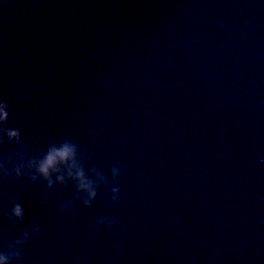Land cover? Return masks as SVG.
Masks as SVG:
<instances>
[{
    "label": "water",
    "instance_id": "95a60500",
    "mask_svg": "<svg viewBox=\"0 0 264 264\" xmlns=\"http://www.w3.org/2000/svg\"><path fill=\"white\" fill-rule=\"evenodd\" d=\"M0 100L108 181L88 208L0 173V252L37 217L24 264H264V0H0Z\"/></svg>",
    "mask_w": 264,
    "mask_h": 264
},
{
    "label": "clouds",
    "instance_id": "9594fccd",
    "mask_svg": "<svg viewBox=\"0 0 264 264\" xmlns=\"http://www.w3.org/2000/svg\"><path fill=\"white\" fill-rule=\"evenodd\" d=\"M9 118L8 102L0 100V125H3L0 127V144L4 143V135H6L9 141L20 146L19 150L12 152L3 161H0V173L3 178L7 180L27 178L33 185L44 182L47 186L46 191L52 194H55L54 187L57 183L67 188L71 181L76 188L75 200L82 201L85 207L91 208L97 198L98 188L101 185L107 186L108 181L95 167L90 169L91 176H89L84 164L87 157L81 153L79 146L70 137H65L58 143L49 142L46 150H38L33 154L29 147L21 142V132L6 126ZM65 169L69 179L65 178ZM111 172L113 182L118 185L121 179L120 168H113ZM97 178H99V182H97ZM111 191L113 202H118L121 188L116 186ZM42 203L47 205V200ZM59 206L61 211H68L72 207V201L67 204L61 202ZM8 220L13 224L25 220V208L22 203H14L8 214ZM31 224V233L27 230L23 231L22 238L9 244L6 252H0V264H14V262L24 264L21 249L29 241L30 235L41 231L39 218L33 217ZM99 225L112 228L117 227L119 221L114 217L104 218L99 220Z\"/></svg>",
    "mask_w": 264,
    "mask_h": 264
}]
</instances>
